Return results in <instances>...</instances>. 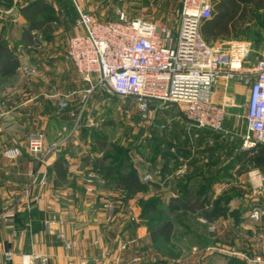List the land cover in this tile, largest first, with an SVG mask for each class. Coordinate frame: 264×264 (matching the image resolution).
I'll list each match as a JSON object with an SVG mask.
<instances>
[{
  "label": "crops",
  "instance_id": "1",
  "mask_svg": "<svg viewBox=\"0 0 264 264\" xmlns=\"http://www.w3.org/2000/svg\"><path fill=\"white\" fill-rule=\"evenodd\" d=\"M34 1L7 0L5 6L8 5L6 10L11 16L0 20V43L16 45L20 58L14 73L0 75V212L9 210L13 214L9 221L0 219V264H22L23 253L37 255L35 264H41L43 259L47 264H82L83 261L86 264H256L252 258L264 239V217L252 219L249 211L254 204H263L264 196H252L251 192L247 194L243 190L234 192L236 184L222 179L211 185L210 207L215 210L208 213V217L215 231L202 224L197 213L184 208L189 213H184L183 219L175 216L179 219L176 221L171 213L154 216L122 209L107 213L100 206L107 196L103 190L77 192L82 186L79 175L88 173L92 168L91 160L102 156L93 146L75 140L73 137L77 135L69 138L67 133V129L75 125L80 92L90 85L68 58L65 46L69 36L82 32L83 27L72 21L55 0H43L58 16V26L50 40L37 34L36 43L27 44L22 35L28 20L22 10ZM12 17H17L19 22V35L15 39L5 34L6 22ZM255 61L253 52L245 71L230 81L229 91L237 96V102L229 107L226 117L232 127L241 128L237 118L242 107L246 113L251 89V80L247 77L254 78L251 69ZM23 66L34 67L36 72L26 75ZM77 76L82 81L77 80ZM33 131L46 134L47 147L63 136L61 140L72 139L60 149L55 147L48 161L41 164L28 147V136ZM217 133L211 138L222 134ZM14 147H18L21 154L10 158L5 151ZM58 156L66 160L65 178H59L54 167ZM135 167L142 179L145 174L139 166ZM222 167L217 161L199 167L189 175V187L199 188L210 173ZM30 171L37 172L38 178L30 198L22 197L30 181ZM44 172L48 178L42 184L39 179ZM163 172L167 175H159V179L148 183L167 187V193L164 191L161 195L170 205L171 198L178 195V184L188 176L176 179L178 176L175 177L171 167ZM74 174L76 180L72 184H62ZM200 176L202 179L197 182ZM221 197L223 200L216 207L214 202ZM192 215L196 217L195 225L186 220ZM163 220L174 224L169 239L162 235L153 237L149 231V222L158 225ZM59 232H63L65 238L59 237ZM67 240L71 247L66 246ZM8 251L13 253L12 260L6 259Z\"/></svg>",
  "mask_w": 264,
  "mask_h": 264
},
{
  "label": "built area",
  "instance_id": "2",
  "mask_svg": "<svg viewBox=\"0 0 264 264\" xmlns=\"http://www.w3.org/2000/svg\"><path fill=\"white\" fill-rule=\"evenodd\" d=\"M76 7L75 23L81 25L83 31L69 36L66 54L83 79L90 83L89 90L101 85L114 95L133 98L142 110L150 109L154 103L179 104L190 125L215 132L225 131L228 109L237 102V96L229 91L230 81L245 71L255 49L253 42L248 40L211 44L201 37V23L213 14L212 0H183L176 31L143 17L129 18L124 12L119 13L116 20L102 21L78 4ZM251 70L254 78L247 77L251 80V89L245 113L243 148L264 143V39ZM45 138L44 132L35 131L28 139L29 150L41 164L46 163L55 150V143L45 145ZM5 154L15 158L21 150L14 147ZM94 172L87 173L89 181ZM29 176L31 180L22 197L30 198L38 178L35 171H30ZM47 178V172H44L39 182L45 184ZM142 179L148 182L152 177L146 174ZM251 195L264 196V189H252ZM105 208L111 212L114 206L105 203ZM256 210H260L259 219L264 217V203L251 207L249 216L252 219ZM12 218L9 210L0 212V219L9 221ZM203 221L208 222L205 218ZM46 222L50 224V220ZM209 227L214 230L215 225L211 223ZM58 236L65 238L63 232ZM66 246L71 247L69 240ZM5 256L8 260L13 259L11 251ZM36 258L38 256L32 253H23L22 264H35ZM252 261L264 264V239ZM41 264H47L46 260L43 259Z\"/></svg>",
  "mask_w": 264,
  "mask_h": 264
},
{
  "label": "rangeland",
  "instance_id": "3",
  "mask_svg": "<svg viewBox=\"0 0 264 264\" xmlns=\"http://www.w3.org/2000/svg\"><path fill=\"white\" fill-rule=\"evenodd\" d=\"M6 1L0 0V20L7 18L9 15L11 16V12L6 10L8 7V5L5 6ZM72 1L75 5L78 4L82 9L89 11L98 20H116L119 18V13L124 12L129 18L143 17L150 21L166 24L174 31L178 29L180 24L183 5V0ZM218 1L212 0V15L217 13L216 3ZM15 18L17 17L9 18L5 27V34H9L12 39L19 35V22ZM234 22L236 28H233L229 37L216 39L211 44H226L227 41L235 39L248 40L253 42L254 54L258 50H262L264 6L259 7L255 3L241 5L234 17ZM201 37L204 39L202 34ZM65 46L67 48V45ZM26 67L23 66V72L26 75L27 73L36 72L34 67L30 69H26ZM79 79L81 80L77 76V80ZM86 86H88V89L80 92L79 100L81 99V102L77 105L74 117L75 125L70 126L67 129L68 132H66L69 133V138L74 134V136L77 135L73 138L75 140L79 139L81 143L87 146H95V144L100 146L105 143L106 147L105 151L102 152V157L108 155L105 161L110 167H115L120 159L124 161L123 164H127L130 156L133 165L139 166L143 171V175L150 174L152 179H159V175H167L163 171L166 172L167 168L171 167L175 177L178 176L176 179H178L192 175V173L198 171L199 167H205L207 163L217 161L224 168L228 167L229 172L227 174L225 170L223 180L236 184V186H233L232 191L243 190L247 194L253 189L248 182L247 172L254 167H258L264 172V152L261 151L264 147L260 145V147L256 145L251 147L249 161L240 162L238 155L236 156L243 149H248L242 147V137L246 129L245 107H242V112H239L241 115L238 118L236 117L239 119L241 128L236 125L232 127L229 120H227L225 131L219 134L218 137L213 135V138H211L213 133H218L190 125L184 117L182 106L179 104L159 105L154 103L150 109L142 110L131 97L114 95L109 89L101 85L92 90H89L90 85ZM66 132H62V135H65ZM77 132H80V134H77ZM63 137L58 138V141L55 140L57 149L64 146L67 140L72 139L67 137L61 140ZM90 170L94 171V168L92 167ZM87 175L85 172L79 175L82 186L77 192H81V190L100 192V190H103L107 196L103 198L104 200H102L100 206L107 213H117L119 209L126 210L129 213H149L154 216L171 213L179 219L185 218L184 213H189L183 210L182 207L169 205L167 199H165L166 197L164 198L161 195L168 189L165 186L161 188L160 185H150L151 183H149V187L143 191L128 193L126 190L116 189V180L100 171L94 172L91 181L88 180ZM75 176L74 174L71 180H66L62 184L66 185L68 182L72 184L76 180ZM196 179L198 182L202 177ZM181 181H184V178ZM159 194L161 197H159ZM153 198H156V200L148 204V201ZM105 203L113 204L114 208L111 212L105 208ZM195 215L199 216V221L207 226L210 231H215V229L212 230L209 227L212 222L210 217H205L201 213ZM204 218L208 222H204ZM176 219L175 217V221ZM186 220L191 222L192 225L196 223L194 215L187 217ZM177 225L179 230L180 225L178 222Z\"/></svg>",
  "mask_w": 264,
  "mask_h": 264
},
{
  "label": "trees",
  "instance_id": "4",
  "mask_svg": "<svg viewBox=\"0 0 264 264\" xmlns=\"http://www.w3.org/2000/svg\"><path fill=\"white\" fill-rule=\"evenodd\" d=\"M61 9L65 10L66 15L75 21L78 11L77 7L72 0H55ZM255 3L256 6H264V0H219L216 3L217 13L212 17L204 20L201 23L200 31L204 39L212 43L219 38H227L231 35L233 28H236L234 17L241 5ZM22 13L28 18V23L23 29V40L27 44L32 45L36 43V35L40 34L47 40H50L53 36L54 30L58 26L59 18L54 15L52 7L48 3H44L43 0H36L23 8ZM235 23V24H234ZM20 65V58L17 53V46H8L6 43H0V75L12 74ZM264 147L263 142H258L256 146ZM259 146V147H260ZM106 144L102 143L100 146H93L94 149L101 152L105 151ZM250 148L243 149L240 153L236 154L239 157L240 162L249 161L251 153ZM262 153L264 149L261 150ZM105 156V157H104ZM95 157L91 160L92 167L95 171H100L108 177L115 179V188L126 190L128 193H137L143 191L149 187L148 182L142 181L138 170L130 160L127 164H123V160L110 167L106 163L108 155ZM57 176L59 178H65L67 174L66 160L62 156H58L54 163ZM228 174V167L219 168L217 171L210 173L206 178L204 184L199 188H190L188 183L190 177L188 176L185 181H181L178 184L177 196L172 197L170 200V206L177 205L192 212H197L208 217V213H213L215 208L210 207L211 202V185L217 180H222L224 172ZM235 195V194H234ZM156 198L148 201V204L154 202ZM220 200L223 197L215 200L216 207L219 205ZM149 222V221H148ZM174 224L171 220H163L158 225L149 222V231L156 237L162 235L165 239H169L172 234Z\"/></svg>",
  "mask_w": 264,
  "mask_h": 264
},
{
  "label": "clouds",
  "instance_id": "5",
  "mask_svg": "<svg viewBox=\"0 0 264 264\" xmlns=\"http://www.w3.org/2000/svg\"><path fill=\"white\" fill-rule=\"evenodd\" d=\"M248 182L253 189H264V172L260 168L254 167L247 172ZM260 210L253 212V218L259 220Z\"/></svg>",
  "mask_w": 264,
  "mask_h": 264
}]
</instances>
